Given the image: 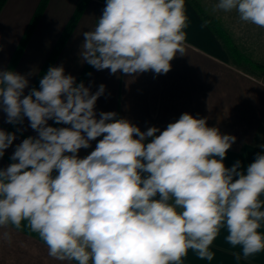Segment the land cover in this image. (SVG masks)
Instances as JSON below:
<instances>
[{
    "label": "clouds",
    "instance_id": "obj_1",
    "mask_svg": "<svg viewBox=\"0 0 264 264\" xmlns=\"http://www.w3.org/2000/svg\"><path fill=\"white\" fill-rule=\"evenodd\" d=\"M212 10L264 28V0H217ZM188 27L185 0H106L79 55L110 74H167L185 54ZM30 75L0 70L6 122L26 117L37 133L0 168V228L26 226L50 257L70 264H184L189 250L212 261L221 229L243 258L264 251V152L246 169L239 160L226 167L237 138L206 117L185 112L163 131H142L116 112L97 116L105 85L93 93L62 64L48 68L39 89H29ZM15 139L0 129V157ZM0 239L10 242L11 233Z\"/></svg>",
    "mask_w": 264,
    "mask_h": 264
},
{
    "label": "crops",
    "instance_id": "obj_2",
    "mask_svg": "<svg viewBox=\"0 0 264 264\" xmlns=\"http://www.w3.org/2000/svg\"><path fill=\"white\" fill-rule=\"evenodd\" d=\"M80 1L48 0L28 31L40 0H6L0 10V70L30 73V89ZM216 2L185 0L189 17L185 54L171 61L167 74L148 71L128 76L93 66L86 70L87 63L79 55L82 33L95 27L106 2L85 0L73 30L49 67L62 64L65 74L83 82L93 93L105 85L104 95L96 102L97 116L101 111L116 112L118 118L128 119L142 131L152 126L163 131L185 112L206 117L208 126L237 138L226 154L225 166L239 160L246 169L257 152H264L258 147L264 144V28L240 21L235 12H214ZM62 8L66 12L61 15ZM205 20L209 23L202 27ZM52 122L49 120V125ZM0 129L15 133L12 146L37 135L26 117L23 123L10 124L2 111ZM99 139L102 137L92 141L90 148H82L79 157L90 154ZM12 146L5 154L12 156ZM4 231L11 233V241L0 239V264H70L50 257L47 246L37 237L12 226L0 228V233ZM260 231L264 232V227ZM227 235V230L221 229L211 246L212 261L201 260L189 250L184 264H264V251L245 259L239 246L226 241Z\"/></svg>",
    "mask_w": 264,
    "mask_h": 264
},
{
    "label": "trees",
    "instance_id": "obj_3",
    "mask_svg": "<svg viewBox=\"0 0 264 264\" xmlns=\"http://www.w3.org/2000/svg\"><path fill=\"white\" fill-rule=\"evenodd\" d=\"M48 0H40L38 7L35 11V14L33 16L32 22L29 26L28 31L31 29L32 25L34 24V22L36 21V19L38 18V16L40 15V13L43 11L46 3ZM84 1L85 0H81L78 5L76 6L75 10L73 11L70 19L68 20L67 24L65 25L62 33L60 34L59 38L57 39L55 45L53 46L47 60L45 61V63L43 64L42 68L40 69L38 75L36 76L35 80L33 81L32 85L30 88L32 87H36L38 89L39 87V82L42 79V77L46 74L51 62L54 60L55 56L58 54L59 50L62 48V46L64 45V43L66 42L69 34L71 33V31L73 30L74 25L76 24L79 16L81 15L83 8H84ZM104 2H106V0H102ZM6 0H0V10L2 9L3 5L5 4ZM214 28V25H211ZM214 32H216V28L213 29ZM225 37V35L223 36ZM227 39H225L226 41ZM91 65L87 64L86 66V70H90L91 69ZM29 91V90H28ZM51 126L56 127L57 124H55V122L53 121L51 123ZM9 132V131H8ZM4 157H6L10 163H12L13 161L10 159V155L4 154ZM26 224V222H22V225ZM21 231H23L24 233H27L29 235L35 236L37 237L39 240V236L36 233L31 232L26 226H22V228L20 229ZM42 241V240H41ZM43 242V241H42Z\"/></svg>",
    "mask_w": 264,
    "mask_h": 264
},
{
    "label": "rangeland",
    "instance_id": "obj_4",
    "mask_svg": "<svg viewBox=\"0 0 264 264\" xmlns=\"http://www.w3.org/2000/svg\"><path fill=\"white\" fill-rule=\"evenodd\" d=\"M66 10L64 8L61 9V15L65 14ZM44 25V24H43ZM16 144V143H15ZM17 145V144H16ZM12 146L11 149H15V146ZM6 152V151H5ZM10 164V161L6 158V157H0V168H5ZM56 173L54 172L53 175H55ZM23 232V231H22ZM27 234V233H26ZM29 235V234H28ZM32 236V235H31ZM35 237V236H34Z\"/></svg>",
    "mask_w": 264,
    "mask_h": 264
}]
</instances>
